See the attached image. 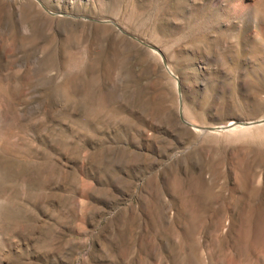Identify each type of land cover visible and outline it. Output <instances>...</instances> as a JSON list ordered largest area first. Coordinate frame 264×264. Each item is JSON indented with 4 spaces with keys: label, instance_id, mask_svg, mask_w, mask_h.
I'll return each mask as SVG.
<instances>
[{
    "label": "rangeland",
    "instance_id": "rangeland-1",
    "mask_svg": "<svg viewBox=\"0 0 264 264\" xmlns=\"http://www.w3.org/2000/svg\"><path fill=\"white\" fill-rule=\"evenodd\" d=\"M263 118L264 0H0V264H264Z\"/></svg>",
    "mask_w": 264,
    "mask_h": 264
},
{
    "label": "water",
    "instance_id": "water-1",
    "mask_svg": "<svg viewBox=\"0 0 264 264\" xmlns=\"http://www.w3.org/2000/svg\"><path fill=\"white\" fill-rule=\"evenodd\" d=\"M44 8H45V6H43ZM46 9V8H45ZM177 89H178V92H180V87H179V83H178V85H177ZM179 95H180V93H179ZM262 121H264V118L263 119H261V120H259V122H262ZM258 122V121H257ZM256 122V123H257ZM238 125H248L247 124V122H245V121H240V122H238Z\"/></svg>",
    "mask_w": 264,
    "mask_h": 264
},
{
    "label": "bare ground",
    "instance_id": "bare-ground-1",
    "mask_svg": "<svg viewBox=\"0 0 264 264\" xmlns=\"http://www.w3.org/2000/svg\"><path fill=\"white\" fill-rule=\"evenodd\" d=\"M178 123H179V122H178ZM236 123H238V122H236ZM236 123H235V124H236ZM180 124H182V123L180 122ZM232 124H233V123H232ZM247 124H248V123H247ZM228 126H231V123H229Z\"/></svg>",
    "mask_w": 264,
    "mask_h": 264
}]
</instances>
